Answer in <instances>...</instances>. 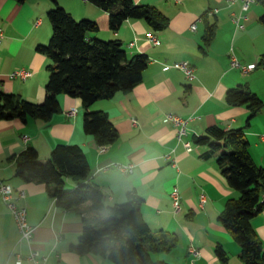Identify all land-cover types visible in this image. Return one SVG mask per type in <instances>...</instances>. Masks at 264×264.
<instances>
[{
    "label": "crops",
    "instance_id": "1",
    "mask_svg": "<svg viewBox=\"0 0 264 264\" xmlns=\"http://www.w3.org/2000/svg\"><path fill=\"white\" fill-rule=\"evenodd\" d=\"M56 2L77 20L96 21L98 31L89 37L118 39L129 56L145 53L148 63L141 80L130 91L96 100L88 108L108 115L119 134L112 144L101 146L85 133L81 100L66 94L58 96L61 110L48 121L30 117L26 121L0 120V182L25 192L18 203L27 207L28 222L35 227L30 244L19 241L18 227L0 197V264H16L17 254L22 256L21 264H31L27 258L30 249L45 258V264H115L106 256L80 255L71 249L78 242L83 217L104 216L102 212L91 209L88 201L62 209L49 196L44 183L25 181L15 173L18 155L26 147H34L40 160L46 161L58 143L77 144L83 149L90 167L86 181L101 189L105 205L124 202L127 192L134 190L142 199L143 219L155 235L168 234L176 239L168 251H151L152 260L223 264L215 254L216 246L221 245L228 257L225 264H244L239 244L217 219L226 200L238 197L240 192L223 176L217 162L219 152H211L208 144L196 143L194 138L210 136L207 129L213 125L223 130L241 128L251 157L264 167V65L259 64L264 53V25L259 21L262 5L258 0L252 2L243 20L244 28L239 30L231 13H239L240 1L228 5L226 0H135L160 11L168 18L167 26L153 30L142 19H128L113 32L107 12L93 3ZM52 7V0H0V91L35 103L43 101L50 60L36 47L50 39L47 12ZM212 9L216 12L209 14ZM205 20L215 23L216 28L210 45L203 48ZM192 23H196L195 30L190 29ZM150 31L158 43L149 41L146 33ZM230 54L242 64L255 63L256 67L242 73L230 66ZM183 60L195 67L192 81L172 67L175 61ZM20 67L30 69L32 75L24 80L10 78L9 73ZM238 84H247L263 101L249 124L248 108L229 105L224 98L226 90ZM71 108L77 109L74 115L67 114ZM168 112L197 116L189 122L184 136L192 143L191 151L177 142L173 125L163 121ZM170 152L176 165L166 158ZM113 161L133 163V172L102 169ZM80 182L65 177V188L72 189ZM173 187L179 193L178 209L170 195ZM251 223L264 245V206ZM190 246L199 250L198 256L189 252Z\"/></svg>",
    "mask_w": 264,
    "mask_h": 264
},
{
    "label": "trees",
    "instance_id": "2",
    "mask_svg": "<svg viewBox=\"0 0 264 264\" xmlns=\"http://www.w3.org/2000/svg\"><path fill=\"white\" fill-rule=\"evenodd\" d=\"M52 1L54 7L47 12L52 31L50 39L47 44L36 47L50 60L44 99L35 103L15 93L0 91V120L26 121L30 117L48 121L61 110L58 96L66 94L81 100L85 109V133L92 135L101 146L112 144L119 134L108 115L88 108L96 100L130 91L141 80L148 56L145 53L129 56L118 39L89 37L90 33L98 31L96 21L77 20L56 0ZM87 1L107 12L113 32L128 19H142L153 30H162L168 24V18L155 7L137 4L135 0ZM258 2L263 7L259 21L264 25V0ZM215 28V23L205 20L203 48L210 45ZM259 64L264 65V53ZM224 98L229 105L248 108L246 124L263 106L262 99L247 84L228 88ZM207 130L210 136H198L194 141L208 144L211 152H219L217 162L223 176L229 186L240 192L238 197L226 200L217 219L239 244V257L244 264H264V245L251 223L264 206V167L251 157L243 129L223 130L213 125ZM89 169L87 157L79 145L58 143L46 161L40 160L34 147H26L18 155L15 173L25 181L44 183L49 196L62 209L88 201L91 209L106 210V217H83L78 242L71 246L75 253L106 256L115 264H167L163 260H152L150 252L168 251L176 239L168 234L155 235L143 219L142 199L134 190L127 192L124 202L105 205L101 189L86 181ZM68 176L81 182L66 189L65 177ZM215 254L226 263L228 257L221 245L216 246Z\"/></svg>",
    "mask_w": 264,
    "mask_h": 264
},
{
    "label": "built area",
    "instance_id": "3",
    "mask_svg": "<svg viewBox=\"0 0 264 264\" xmlns=\"http://www.w3.org/2000/svg\"><path fill=\"white\" fill-rule=\"evenodd\" d=\"M226 1L228 5H232L236 1H240V11L239 13L232 12L231 20L233 21L237 29L239 30L243 29L244 28L243 20L247 18L246 12L249 10L254 0H226ZM215 12H216V9H212L208 11L209 14H214ZM190 29L195 30L196 23H192L190 26ZM146 36L149 39V41H151V43L153 44L158 43L157 37L151 31L147 32ZM2 39H3V31L0 28V45L2 43ZM130 44H132V42ZM229 61H230V66L232 68H237L242 73H247L256 67L255 63H250L247 65L242 64L234 54H230ZM172 67L180 70L188 81H192L196 78L195 67L191 65L188 61H185V60L175 61L174 63H172ZM31 75H32V71L30 69H26L22 67L16 68L9 73L10 78H13V79L19 78L22 80L28 78ZM76 111H77L76 108H71L67 112V114L74 115ZM196 118L197 116H194V115H190L188 117H181L172 112H168L163 115V121L171 123L173 125V127L175 128L177 142H182L187 152L192 150V143L190 141H185L184 136L187 134V126L189 122H191L192 120ZM26 139L27 138L24 137V140ZM171 152L166 155V158L170 159L173 165H176L175 159L171 157L172 156ZM110 168L117 169L121 171L122 173H131L133 172L134 164L113 161V162L107 163L104 166H102V169H110ZM170 195L173 201L174 208L178 209L179 208L178 189L176 187H173L170 191ZM0 197L3 200V202L6 204V206L8 207L10 214L13 217L18 227V230L20 232L19 241H23V242L30 244L33 240V232H34L35 227L28 222L27 207L25 205H21L18 203L19 200L25 197V192L21 189L15 190L10 184L1 181L0 182ZM204 200H205V196L202 194L201 202H204ZM262 201L264 202V194L262 196ZM188 250L194 256L199 255V250L193 246H190ZM27 258L28 260H30L31 264H45V258H39L38 252L34 249H30L27 255ZM21 262H22V256L20 254H17L15 263L21 264Z\"/></svg>",
    "mask_w": 264,
    "mask_h": 264
},
{
    "label": "rangeland",
    "instance_id": "4",
    "mask_svg": "<svg viewBox=\"0 0 264 264\" xmlns=\"http://www.w3.org/2000/svg\"><path fill=\"white\" fill-rule=\"evenodd\" d=\"M102 212V215H104L105 217L108 215V213L104 210V211H100V213Z\"/></svg>",
    "mask_w": 264,
    "mask_h": 264
}]
</instances>
